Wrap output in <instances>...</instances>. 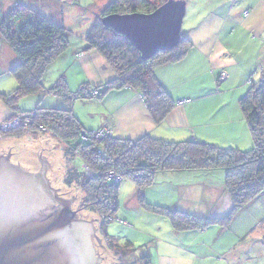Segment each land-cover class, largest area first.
<instances>
[{
  "label": "trees",
  "instance_id": "1",
  "mask_svg": "<svg viewBox=\"0 0 264 264\" xmlns=\"http://www.w3.org/2000/svg\"><path fill=\"white\" fill-rule=\"evenodd\" d=\"M165 1L112 0L96 16L86 33L87 45L82 51L95 50L101 54L114 72V78L100 86H89L85 82L72 92L60 77L48 93L61 96L65 101L64 107H37L33 111H24L18 108V100L42 91V78L48 65L69 46L68 32L63 24L32 13L19 3L3 9L4 2L0 0V37L18 58V63L10 70L17 85L12 92H0V100L12 110L11 118L17 117L21 122L19 127L0 135V139L50 133L63 143L67 157L78 156L82 160L81 169L72 165L69 168L67 184L83 193L82 208L96 212L102 222L105 221L102 233L108 251L106 258L117 260L116 264H146L149 255L145 248L153 241L150 235H144L145 239L139 243L128 239L122 243L115 236L107 235L106 222L121 216L122 179L133 183L134 196L144 210L158 213V206L149 204L145 196L155 176L166 171L208 172L221 169L224 171L225 190L233 204L231 212L223 218L211 217L207 212L198 215L167 208L165 215L169 216L175 230L199 232L210 225H226L236 212L248 208V217L244 219H250L249 231H256L257 238L264 241V71L260 80L239 99L254 141L253 148L247 151L223 148L196 139L168 141L149 134L133 141L113 136L95 140L94 131L85 130L73 113L72 105L77 99L101 98L110 89L130 88L141 94L156 121L167 115L175 101L160 85L155 70L186 56L192 47L186 35L182 34L177 47L160 51L145 61L126 37L101 22V17L112 13H150ZM93 89L98 90L97 95H92ZM84 135L86 140L82 139ZM122 201L123 209L134 214L126 200L123 198ZM127 219L120 218L122 225L129 223Z\"/></svg>",
  "mask_w": 264,
  "mask_h": 264
},
{
  "label": "crops",
  "instance_id": "2",
  "mask_svg": "<svg viewBox=\"0 0 264 264\" xmlns=\"http://www.w3.org/2000/svg\"><path fill=\"white\" fill-rule=\"evenodd\" d=\"M190 1L191 6L186 1L182 33L192 47L180 61L155 70L160 85L174 99V106L161 121H156L137 90L110 89L97 103L105 105L113 95L117 103L100 113L102 121L100 125L90 127L92 132L108 128L113 137L132 141L149 134L168 141L196 139L209 143L222 136L231 144L248 135L245 122L241 125L229 123L232 120L229 109L235 93L238 92L240 98V93L248 90L257 78L255 63L259 56L264 60V0ZM0 39L4 43L2 47L12 53L11 56H1L3 49L0 52V61L4 64L3 60H6L3 68L6 65L5 70L9 73L18 58ZM74 61L80 68L76 76L77 86L81 87L85 82L89 86H100L114 78V72L95 50L80 51ZM11 88L8 92H12L15 85ZM62 101L57 97L53 105L45 103L43 108L64 107ZM179 101L184 102L180 104ZM12 114V110L0 100V122L10 119ZM212 177L206 171L160 172L148 186L145 197L154 205L198 215L207 212L211 217L223 218L231 212L233 204L225 190L224 179L216 182ZM132 187L124 201L134 209L132 216L136 218L139 211L148 209L142 208L133 193L135 186ZM207 193L210 197L206 199ZM152 214L163 220L164 225L158 222L157 225L164 231L150 235L153 241L147 247L149 257L146 264H264V241L257 238L256 231H249V223L242 230L236 226L238 220L245 221L244 218L248 217V208L236 212L226 225H210L199 232H180L172 227L166 216ZM165 234L171 237L167 239ZM160 245L163 248H159Z\"/></svg>",
  "mask_w": 264,
  "mask_h": 264
},
{
  "label": "rangeland",
  "instance_id": "3",
  "mask_svg": "<svg viewBox=\"0 0 264 264\" xmlns=\"http://www.w3.org/2000/svg\"><path fill=\"white\" fill-rule=\"evenodd\" d=\"M111 1L112 0H3V9H7V7L14 3H19L23 7L29 9L32 13L43 15L56 23L63 24L68 32L69 46L60 55L57 61L48 65L42 78V84L44 88L42 89V91L22 96L18 100L19 107L33 110L32 108L36 109L38 106L43 107L44 105H46L45 103H49L48 105H53L57 97L60 98L62 103V100L64 99L61 96L48 93V89L52 87V85H54L57 81H59L60 77L62 76H64V81L70 91L75 92L80 88V86H77L79 83L76 82V76L78 75L80 68L74 61V56H80V51H82L83 48L87 45L85 41L86 33L91 29L92 25L94 24L96 16ZM186 1L187 4L191 6L192 1ZM190 6L187 7L188 14L190 12ZM187 17L185 18V20H187ZM3 44L4 43L1 42L0 39V52L3 49L1 53L2 55H0L11 56L12 53L8 49H5L4 46L2 47ZM248 51H251L250 53H252V50L250 48H248ZM103 59L106 65H108L106 59L104 57ZM3 62L5 64L6 60H3ZM2 64L3 63L0 61V92L9 93L11 91L8 92V90L12 89L11 86L13 84L16 87L17 82L13 73L10 70L9 73H7V71L5 70V67L7 66L5 65V67L3 68L4 64ZM255 68V72L258 76L253 82H251L250 86L260 80V75L262 73L261 70L264 71V60L261 56H259L258 62L255 63ZM69 87L74 89L71 90ZM245 92H241L240 95H243ZM110 99H108L105 105H99L97 103L99 101V98H97L96 96H92L91 98L87 99H77L72 105V110L75 116L83 125V127L86 130H90V127L100 125V122L102 121V115L100 113L108 111L110 110L112 105H116L117 100L114 99V95L110 97ZM239 99L240 98H238V92H236L233 105L229 109L232 119L229 123L235 125H241V123L244 122L246 124L245 116L239 105ZM183 102L184 101H179L178 103L181 104ZM16 118L17 117H12L8 120H4L0 122V126ZM246 128L248 131V135L240 142H235L234 144H231V142L225 139V137L218 136V138H216L214 142L209 143L215 144L223 148H239L244 151L250 150L254 146V141L252 139L251 132L247 124ZM106 129L107 133L108 131L111 132L110 129ZM9 132H4L0 129V135ZM110 136H112V133L110 134ZM0 140H2L0 141V155H4L6 153V155L9 156L10 160L21 162L25 166L43 174L45 184L52 183L56 194L73 198L71 206L72 209H79L77 210L76 217L81 220L91 221L95 264L118 263V261L115 259L106 258L108 251H106V248L104 246L106 239L104 237V234L102 233V228L104 225L103 222L105 221L103 220L102 222L101 217L98 216L96 212L88 210L86 208H82L80 204L82 203L81 197L83 193L78 188H75V186L67 184L66 176H68L69 174V168L72 165L81 169V167H83L82 160L78 156L67 157L64 151L63 143L58 138L52 136L50 133H41L39 135H26L21 138L6 137L1 138ZM208 172L209 174H212V178L216 182L221 181L224 176V171L221 169H216L214 171ZM193 180L194 178L191 179V181ZM120 184V193H122V195H120V208H122L120 210V218H132H130V220L127 219L129 221L127 225H122L120 218L117 217V215V218L115 220L107 221V235L115 236L119 240V242L122 243L124 240L127 239L139 243L141 242V239H145L144 235L155 236V234H158L157 232H163L164 228L159 229L157 225V222L160 223V225H164V222L162 219H160V216H157L158 219H156V217L149 211H139L136 214V218L138 217L139 219L137 220L132 216V213L130 215L126 212L125 209H123L124 204L122 200L123 198L126 199L128 193L132 191L133 183L127 179H122ZM209 197L210 194L207 193L206 199ZM148 203L154 205L150 202ZM155 205L158 206V214L161 215V217L166 216L167 218H169V216L165 215L167 207H165L164 209L160 208L164 206H161L159 204ZM249 222V218L246 221H243L242 219L238 220L236 224L237 229H244ZM132 227H136V229H133ZM138 231L141 232V234H139ZM164 237L169 239L171 235L165 234ZM159 248H163V245H160Z\"/></svg>",
  "mask_w": 264,
  "mask_h": 264
},
{
  "label": "water",
  "instance_id": "4",
  "mask_svg": "<svg viewBox=\"0 0 264 264\" xmlns=\"http://www.w3.org/2000/svg\"><path fill=\"white\" fill-rule=\"evenodd\" d=\"M185 13V0H167L150 13H112L101 22L146 61L179 45ZM72 202L43 174L0 157V264H95L91 221L65 217L63 204Z\"/></svg>",
  "mask_w": 264,
  "mask_h": 264
},
{
  "label": "built area",
  "instance_id": "5",
  "mask_svg": "<svg viewBox=\"0 0 264 264\" xmlns=\"http://www.w3.org/2000/svg\"><path fill=\"white\" fill-rule=\"evenodd\" d=\"M92 94L93 95H97L98 94V90H92ZM20 124H21L20 119L16 118V119H14L12 121H8L7 123L2 124L0 126V129L3 130L4 132H9V131L19 127ZM106 130L107 129L102 128V129H98V130L94 131L93 132V138L95 140H102L103 138L109 137L111 132L108 131V133H107ZM82 139L86 140L87 138L84 135V137Z\"/></svg>",
  "mask_w": 264,
  "mask_h": 264
},
{
  "label": "flooded vegetation",
  "instance_id": "6",
  "mask_svg": "<svg viewBox=\"0 0 264 264\" xmlns=\"http://www.w3.org/2000/svg\"><path fill=\"white\" fill-rule=\"evenodd\" d=\"M0 157H2V158H5V157L6 158H9V156L6 155V153L4 155H0ZM63 205H64V210L66 212L65 217L68 218L69 220H72L73 221V219L76 218L77 210H79V209L78 208L77 209L76 208H73L72 209V207H70V206H67L65 204H63ZM73 211H75V214L72 213ZM76 221H81V219L78 218V219H76Z\"/></svg>",
  "mask_w": 264,
  "mask_h": 264
},
{
  "label": "clouds",
  "instance_id": "7",
  "mask_svg": "<svg viewBox=\"0 0 264 264\" xmlns=\"http://www.w3.org/2000/svg\"><path fill=\"white\" fill-rule=\"evenodd\" d=\"M183 34V33H182Z\"/></svg>",
  "mask_w": 264,
  "mask_h": 264
}]
</instances>
